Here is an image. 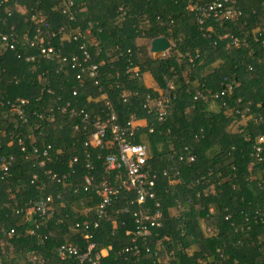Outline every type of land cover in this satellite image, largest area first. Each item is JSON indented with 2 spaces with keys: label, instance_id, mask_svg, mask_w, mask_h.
Returning <instances> with one entry per match:
<instances>
[{
  "label": "trees",
  "instance_id": "1",
  "mask_svg": "<svg viewBox=\"0 0 264 264\" xmlns=\"http://www.w3.org/2000/svg\"><path fill=\"white\" fill-rule=\"evenodd\" d=\"M211 1L0 0V36L14 37L13 50L0 43V228L14 232H0V257L9 264H65L57 256L61 244L82 251L86 242L71 227L92 221L81 212L99 202L91 188L83 191L89 174L93 183L120 186L91 231L94 252L105 251L95 264H264V143L254 151L256 137L264 136V0L224 2L239 16L222 26L195 18L192 8ZM59 29L80 37L67 42ZM222 35L244 43L234 48ZM158 37L170 43L165 56L147 50ZM80 44L98 67L94 79L59 59H40L39 47L69 57L80 54ZM143 74L158 90L145 85ZM195 92L209 101L195 100ZM147 96L166 101L161 120L152 106L143 107ZM19 101L24 120L10 107ZM111 113L119 126L131 116L141 121L134 142L146 146V167L156 176L161 220L134 243L132 214L123 212L134 193L121 186V170L104 166L105 156L115 153L110 133L101 148L88 143L93 122ZM47 170L65 179L57 184L43 177ZM47 195L52 215L29 235L28 201ZM144 207L155 210L152 201Z\"/></svg>",
  "mask_w": 264,
  "mask_h": 264
},
{
  "label": "built area",
  "instance_id": "2",
  "mask_svg": "<svg viewBox=\"0 0 264 264\" xmlns=\"http://www.w3.org/2000/svg\"><path fill=\"white\" fill-rule=\"evenodd\" d=\"M228 0H222L220 3L218 0H213L210 3L205 4L203 7H193L192 10L196 12V19L201 22L202 17H210L214 20V22L218 23L222 26V24L226 21L234 20L237 16H239V12L231 7H224L223 3L227 2ZM232 5L234 1L230 0ZM71 5L69 1L67 3V7ZM67 12L66 9L62 10V13L65 14ZM69 19L72 17L67 13ZM36 33L38 30L36 29ZM57 34L63 36L65 41H77L80 37V33L72 34L71 32H64V30L59 29ZM54 33H50L48 37H54ZM222 39L229 40L234 48H238L240 44L244 43V40H239L232 35H222ZM0 43L7 46L8 50H13L14 46V37L12 35H1L0 36ZM78 51L80 52L79 55H72L69 57L61 56L58 52L54 51L53 48L46 46V47H39V55L42 61H50L53 59H59L61 62H67L70 64V68L78 69L80 74L84 72L87 76L91 79H94L98 76V67L96 64H89L90 55L85 49L83 44L78 46ZM168 51H165L160 54L161 56H165ZM25 60L32 61L33 56L25 58ZM76 80L79 83H82V79L80 75H76ZM167 88L171 89V85L167 83ZM75 93L73 92L72 95ZM217 95H212L211 98H216ZM104 100L105 105L107 102L105 101L104 97L100 98ZM194 99L201 100L203 102H208L209 98L205 95L201 94L200 92H195ZM125 101V99H123ZM147 104L143 105L144 108L148 106H152L159 120L165 114V100L161 99L155 102L149 101V97H146ZM23 104L22 101L19 103H13L10 105L11 108L14 109L16 116L24 120L23 111L20 106ZM68 107V104H66ZM244 111H247L245 109ZM65 110L62 108L60 110L61 114H64ZM82 114L83 122L88 120V115L86 113L80 112ZM49 116V123L55 120L53 114ZM69 117L74 115L73 110L68 112ZM240 117H242L240 115ZM85 126L82 127L84 129ZM74 130H78L77 125H74ZM140 125L135 123L134 118L131 116L129 121L125 123L124 126H119L115 122V116L113 113L109 114L105 119L98 120L93 122V132L89 137V144L92 148H101L103 144V140L105 138L106 132L108 131L111 136V141L115 146V153L108 154L104 158V166L106 170L109 172H118L122 171L124 175L123 181H121V186L125 187L126 190H131L134 193V200L130 201L128 205L123 209L124 213L131 212L135 234L134 237L130 240L131 243H134L136 238H141L144 240L150 233L151 228H155L159 226L161 220V213L157 209L158 203L155 202V197L153 193L154 182L156 179L155 174H150L147 167H146V160L148 158V152L145 145L140 143H135V137L139 134ZM88 143H85L86 146ZM264 143V136H257L254 144V151L255 153H259L261 150V144ZM35 152V150H34ZM45 153H43L44 155ZM12 161L11 158H9ZM48 160V159H46ZM193 160L192 157L188 158V161L191 162ZM0 162H2V158H0ZM76 162V158L72 159V163ZM3 163V162H2ZM72 163L69 164V168L72 166ZM45 164L44 161L39 163V167L42 168ZM87 169H91L88 165L85 166ZM3 172H6V167L2 166ZM165 175V172L162 173ZM48 176L47 179L55 182V183H62L65 179L64 176L58 177L56 174L51 173L50 170H47L43 173V177ZM115 179L119 178V174H115ZM33 180H37V176H32ZM83 191L86 192L89 188L92 189L93 193L99 198V202L94 205L93 207H86L81 212L82 214H92L93 219L92 221H82V222H75L71 230L73 232H78L82 239L86 242L85 247L82 251L75 246V245H68V244H61L57 248V256L60 261L65 262V264H70L72 262H76L77 264H95L101 257L105 255L104 250H100L98 252H94L95 244L93 242H89L92 239L91 231L97 230L100 220L103 219L105 214L106 207L110 204L111 200L114 199L117 194L120 186L115 187L114 185L108 182H100V183H93V178L86 174L83 176ZM76 193V190L72 191ZM147 201L154 202V211L150 213L145 207L144 204ZM51 197L47 195L46 197L39 199L37 201H28L27 209L24 212L25 223L29 226L27 230V234L33 235L34 230H37L42 222L46 219L50 218L52 215L51 209ZM131 207H134L130 210ZM22 210L18 209L14 211V214L21 213ZM263 214H264V206H263ZM209 230L206 229V232ZM0 232L2 235L11 236L14 232L12 229L9 231L2 232L0 228ZM128 234V233H126ZM41 241V240H40ZM262 246L264 247V240H261ZM130 249H135V246L126 249L127 252ZM93 257L91 258V256ZM0 264H9L7 262V257H0Z\"/></svg>",
  "mask_w": 264,
  "mask_h": 264
},
{
  "label": "water",
  "instance_id": "3",
  "mask_svg": "<svg viewBox=\"0 0 264 264\" xmlns=\"http://www.w3.org/2000/svg\"><path fill=\"white\" fill-rule=\"evenodd\" d=\"M150 54L160 55L165 51H170V43L163 37H158L150 41L149 49Z\"/></svg>",
  "mask_w": 264,
  "mask_h": 264
},
{
  "label": "crops",
  "instance_id": "4",
  "mask_svg": "<svg viewBox=\"0 0 264 264\" xmlns=\"http://www.w3.org/2000/svg\"><path fill=\"white\" fill-rule=\"evenodd\" d=\"M142 78H143V82L145 83V85L148 87V88H152L154 90H158L156 88V85L155 83L153 82V80L151 79V77L148 75V74H143L142 75ZM142 126V125H140Z\"/></svg>",
  "mask_w": 264,
  "mask_h": 264
},
{
  "label": "rangeland",
  "instance_id": "5",
  "mask_svg": "<svg viewBox=\"0 0 264 264\" xmlns=\"http://www.w3.org/2000/svg\"><path fill=\"white\" fill-rule=\"evenodd\" d=\"M141 44H143V43H141ZM147 50H148V48H147ZM150 55V54H149ZM150 56H152V55H150ZM153 57V56H152ZM138 125H142V123H141V121H139L138 123H137ZM161 260V259H160Z\"/></svg>",
  "mask_w": 264,
  "mask_h": 264
}]
</instances>
